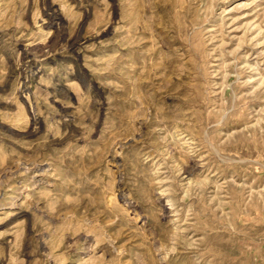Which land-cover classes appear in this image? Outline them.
<instances>
[{
    "label": "rangeland",
    "instance_id": "obj_1",
    "mask_svg": "<svg viewBox=\"0 0 264 264\" xmlns=\"http://www.w3.org/2000/svg\"><path fill=\"white\" fill-rule=\"evenodd\" d=\"M0 264H264V0H0Z\"/></svg>",
    "mask_w": 264,
    "mask_h": 264
}]
</instances>
